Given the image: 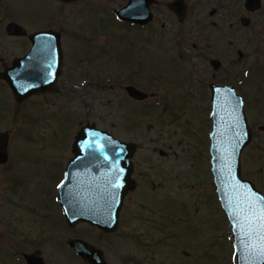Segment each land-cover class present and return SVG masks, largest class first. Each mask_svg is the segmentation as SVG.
<instances>
[{"label":"rangeland","instance_id":"1","mask_svg":"<svg viewBox=\"0 0 264 264\" xmlns=\"http://www.w3.org/2000/svg\"><path fill=\"white\" fill-rule=\"evenodd\" d=\"M244 1L237 14L250 25L237 35L226 30V40L209 49L169 46L157 34L141 46L123 38L113 15L82 12L77 48L92 77L67 72L63 91L20 104L3 124L12 130L13 155L0 167V264H27L24 252L45 264H89L71 238L94 244L112 264H237L212 171L207 86L235 85L243 96L253 138L241 155L242 176L264 192V1L255 13ZM213 58L222 61L218 72ZM238 74L257 85L240 83ZM129 76L151 97L144 105L127 99L118 79ZM88 121L138 143L140 185L110 233L88 223L70 227L58 200L73 141Z\"/></svg>","mask_w":264,"mask_h":264},{"label":"water","instance_id":"2","mask_svg":"<svg viewBox=\"0 0 264 264\" xmlns=\"http://www.w3.org/2000/svg\"><path fill=\"white\" fill-rule=\"evenodd\" d=\"M246 6L252 11L257 10L261 8L262 0H247ZM118 14L122 18L127 17L124 9L119 10ZM250 21L248 17L242 19L245 25H249ZM38 36L46 41L53 40L52 31L39 33ZM55 41V46L45 43L36 47L43 51L42 56L45 57L40 60L46 68H54L53 78L37 76L34 79L35 87L30 89L27 70L20 71L18 83L14 86L19 101L33 92L41 91L40 87L46 90L55 84L62 61L59 37ZM52 51L59 54L53 56ZM20 61L26 64L28 55ZM211 89L212 171L221 204L232 224L237 264H264V219H261L264 216V192L253 181L244 178L241 170L242 152L253 138L244 98L233 85L213 83ZM127 92L138 99L148 97V93L134 85L128 86ZM7 143V132H0V163L7 161ZM135 150V143L115 139L113 134L99 128L95 122L81 127L73 144L74 156L68 162L58 192L59 202L70 226L88 222L107 232L117 230L124 198L137 186L132 177L131 161ZM68 243L89 264H111L100 248L84 239L71 238ZM25 258L29 264H45L44 258L37 253H26Z\"/></svg>","mask_w":264,"mask_h":264},{"label":"flooded vegetation","instance_id":"3","mask_svg":"<svg viewBox=\"0 0 264 264\" xmlns=\"http://www.w3.org/2000/svg\"><path fill=\"white\" fill-rule=\"evenodd\" d=\"M246 1H244V7L249 13H255L263 8L264 0H262L261 8L254 11L247 8ZM241 8L242 0H0V132L8 131L6 162L11 161L13 155L9 149L12 130L4 129L3 124L13 120L12 117L20 104L37 98H48L63 91L64 87L60 83L67 72L69 76L75 78L92 77L93 73L89 74L88 70L82 67V53L77 48L83 11L113 15L118 21V26L123 29V38L128 42H138L141 46L147 43L151 34H157L161 39H169L167 42L169 46L177 45L188 48L191 45L194 49H209L216 48L219 40L222 42L226 40V30L230 33L234 32L235 35L241 32L242 19L247 17L237 14ZM121 9H124L126 18L118 14ZM228 12L232 19L227 24ZM243 25L249 26L250 24ZM47 31H52V41H46L38 36L39 33ZM58 37L61 44L62 61L55 84L46 90L40 87L41 91L33 92L26 99L19 101L14 86L18 83L20 71L27 70L30 89L35 87L34 79L37 76L53 78L54 68H51L53 73L46 68L45 63L40 60H44L43 51L42 49L37 50L36 47L37 45L43 46L45 43L55 46V39ZM235 43L236 40L232 38L228 40L229 46ZM58 54V51H52L53 56ZM239 54L242 55V52ZM27 55L28 61L25 64L20 60ZM211 64L214 72L223 68L222 61L217 58H213ZM55 69H57L56 61ZM238 75L237 80L240 83L250 82L252 86L257 85V81L252 76ZM140 78L145 80L143 76ZM118 80L130 101L144 105L151 98L148 96L138 99L128 94L127 87L130 85L145 91L131 76ZM213 83L226 85L220 82L209 83L207 88L210 94ZM115 139L121 142H133L136 150L138 149V143L134 141L116 136ZM136 150L132 156V176L137 181V186L126 195L123 208L126 206L129 195L140 185L139 179L135 176ZM2 164L0 163V167ZM123 208L120 213V222Z\"/></svg>","mask_w":264,"mask_h":264},{"label":"snow or ice","instance_id":"4","mask_svg":"<svg viewBox=\"0 0 264 264\" xmlns=\"http://www.w3.org/2000/svg\"><path fill=\"white\" fill-rule=\"evenodd\" d=\"M261 219H264V216H262Z\"/></svg>","mask_w":264,"mask_h":264}]
</instances>
